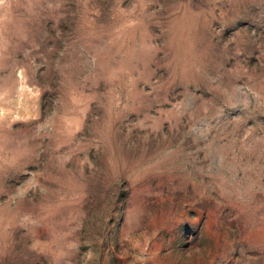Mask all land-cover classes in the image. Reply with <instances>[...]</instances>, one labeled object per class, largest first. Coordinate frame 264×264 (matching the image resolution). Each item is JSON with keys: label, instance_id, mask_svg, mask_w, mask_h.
I'll list each match as a JSON object with an SVG mask.
<instances>
[{"label": "rangeland", "instance_id": "1", "mask_svg": "<svg viewBox=\"0 0 264 264\" xmlns=\"http://www.w3.org/2000/svg\"><path fill=\"white\" fill-rule=\"evenodd\" d=\"M0 264H264V0H0Z\"/></svg>", "mask_w": 264, "mask_h": 264}]
</instances>
